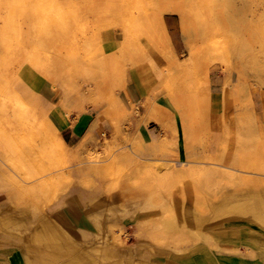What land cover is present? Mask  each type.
I'll return each mask as SVG.
<instances>
[{
    "label": "rangeland",
    "instance_id": "obj_1",
    "mask_svg": "<svg viewBox=\"0 0 264 264\" xmlns=\"http://www.w3.org/2000/svg\"><path fill=\"white\" fill-rule=\"evenodd\" d=\"M18 1L20 3L15 6H0V81L7 79L10 81V87L14 88L13 80L23 68L29 67H19L17 54L12 48L14 44H37V41H48L50 37L55 50L43 51L47 52L45 55L50 59L57 56L62 65L60 76L67 81L70 89L66 101H62L63 92L57 89L56 102L61 101L64 117L68 114L69 117L79 119L86 113L90 117L94 115V123L89 132L96 129V136L86 135L78 141H72L68 151L69 155L73 156L69 158L70 161L60 156L54 159L50 158L51 155L43 148V136L38 134L37 141H27L28 139L21 137L25 135L23 130L21 136L17 135L21 139L17 138L14 145L11 137L13 131L7 129L3 121L0 122V193L3 194L1 200L4 203L8 197L12 198L11 202L5 203L9 204L8 207L12 208L15 215L25 219L31 214V218L37 221L47 215L54 204L62 200L61 195L75 190L77 192L74 193L85 194V205L74 210L79 212L84 220L87 216L85 213L103 214L106 222L125 226L132 237L136 232L137 222L146 220V217L153 219V223L145 227L147 231L154 229L156 219L164 217L170 219L174 216L180 219L183 216L192 226L195 225L193 217L196 214V201L197 205L206 210L205 216L210 217L214 202L242 192L245 183L230 186L215 181L209 184H195V191L191 189L185 198H178V188L173 183L163 187L156 183L155 189H145L143 182L137 185L129 183L135 174L138 161L133 152L136 153L139 144L135 129L128 123V114L112 116L107 111L109 77L100 73L97 60L102 55V50L105 53H119V42L124 40L121 28L126 27L130 31L131 56L123 59L121 63L132 77V54L138 53L139 46L141 48L148 44L145 31L153 25V18L158 15H162L164 19L174 55L180 61L178 66L182 69H172L169 73H164L166 61L154 50L150 51L153 65L145 60L134 73L138 74V70H141L142 80L147 86L150 74H158L155 95L165 94L173 110L176 95L185 99L183 107L187 111L194 109L193 96L201 90L206 62L210 64V86L213 80L221 82L224 93L227 83H238L245 91L234 99L225 100L222 95L211 100L207 114L210 127L209 142L204 136L194 140L191 129H187L188 133H185L180 127L177 134H180L181 144L178 148L171 145L161 154L143 147V156L186 158L187 150L191 151L192 156L223 153L227 157L221 160V164L240 170L239 157L246 151L253 159L248 162L250 170L246 172L253 173L254 180L262 181L264 0H215L212 5L207 0H60V3H64L62 7L55 5L52 2L54 0ZM165 5L180 8L191 17L192 39L182 34L179 14L163 12L162 6ZM206 12L212 14L213 23H205L203 17ZM63 14L65 16H62ZM198 14L203 18L201 21ZM22 35L25 36L26 43L25 40L21 41ZM191 48L196 50V54L192 53ZM154 63H157V66ZM2 84L0 100L7 102L8 90ZM90 85L92 92L87 91ZM230 90L234 89L231 87ZM118 92L120 97L121 92ZM197 110L203 115H198L202 116L198 125L200 127L204 122L205 108L198 104ZM53 118L50 115V119ZM103 134L110 138L112 146L103 153L101 165L95 170L80 165V162H83L82 150L97 146ZM124 137L130 139L133 144L127 146ZM5 164L11 171L6 169ZM61 168L65 173L55 174V171ZM122 189L134 193L129 198H124L123 202L120 198ZM153 190L157 192L155 196H160L156 197L157 201L153 197ZM250 202L252 207L254 204L264 215V189L250 196ZM19 229L20 234H26L25 228ZM207 231L212 233L215 230ZM262 233L264 234L263 231ZM129 243L135 244V240L131 238ZM203 245L204 243H198L194 248ZM21 249L18 243L0 237V259L1 253L7 256L11 253V258L15 261L16 258L19 259L18 264H24ZM43 249L41 248V251ZM161 251L168 258L174 255V252L165 248ZM259 253L264 259V252ZM53 258L52 264H60L59 257L55 255Z\"/></svg>",
    "mask_w": 264,
    "mask_h": 264
},
{
    "label": "bare ground",
    "instance_id": "obj_2",
    "mask_svg": "<svg viewBox=\"0 0 264 264\" xmlns=\"http://www.w3.org/2000/svg\"><path fill=\"white\" fill-rule=\"evenodd\" d=\"M207 1L212 5L215 0ZM52 2L57 6H64L60 0ZM19 3L18 0H0V6H15ZM168 6L172 5L162 6L163 12L179 14L182 34L192 39L191 17L183 13L180 8ZM198 16L200 21L204 18L207 24L214 21L210 12H206L203 18L199 14ZM121 31L124 40L119 42V53H105L102 50V55L97 60L100 73L107 74L109 77L108 113L112 116L128 114V123L133 129L138 128L141 123L146 125L154 123L164 130L170 129L173 134V138L169 139L165 132L160 142L151 143H145L139 135H136L139 145L136 147V153L133 152V154L138 161L135 165V174L129 183L137 185L143 182L145 189L157 188L156 183L161 184V187L173 183L178 188L176 192L178 198H185L191 189L196 190L194 185L200 183L209 184L220 181L230 186L242 183L246 186L241 193H235L214 202L210 217L205 216L206 210L201 205H197L196 201L194 209L196 214L193 217L195 225L191 226L183 216L180 219L174 216L170 219L164 217L156 219L154 229L147 231L145 227L153 223V219L146 217V220L137 222L136 232L132 237L125 226L106 222L103 214L85 213L87 216L84 220L79 212H75L74 210H77L79 206L83 207L87 202L83 200L85 198L83 192L78 194L74 193L77 192L75 190L65 192L60 196L62 200L54 204L51 211L37 221L31 218V214L25 219L15 215L12 208L8 207L9 204L5 203V201H12V198L8 197L4 203L2 202L3 204L0 203V237L21 245L24 264H52L55 255L59 257L60 264H264V259L259 253L264 252V234L262 233L264 232V215L256 209L254 204L252 207L250 202V196L264 189V176H260L262 181H256L253 173L246 172L250 170L248 162L253 161L250 153L245 151L243 156L239 157L241 159L238 166L241 169L236 170L221 164V160L227 157L223 153L192 156L191 151L187 150L186 158L171 156L154 158L153 155L143 156L142 152L143 147H148L153 153L161 152V154L171 145L178 148L181 144L180 140L179 142L177 140L180 127L185 130V133H188L187 129H191L194 140L204 136L209 142L210 127L207 115L209 103L222 95L225 100L234 99L245 91L243 86L238 83H227L221 95L210 92V64L206 62L203 71L205 79L201 90L199 94L193 96L194 109L187 111L183 107L185 99L176 95L173 105L174 112L150 100L146 105L147 112L142 116L134 107L132 111H127L122 104L118 90L123 92L130 81L138 82L140 78L142 80V71L138 70L137 74L134 70L140 68L145 60L153 65V59L149 56L150 51L154 50L166 61L163 68L164 73H169L172 69L180 71L182 68L178 66L180 61L174 55L162 15L154 17L153 25L145 31L148 44L146 43L141 48L139 46L138 53L132 54V77L121 63L123 59L131 56L130 31L126 27H122ZM24 40L26 43V38L22 35L21 41ZM51 41L49 37L48 41H37V44H18V46L14 44L12 46L17 54L19 67L26 65L29 67L23 68L13 80L14 88L10 87V81L7 79L0 81V84L3 83L2 85H5L3 87L8 90L9 97L7 102L0 100V122L3 121L7 129L13 131L11 137L14 145L17 143V138L21 139L19 136L23 130L25 135L21 137L28 139L27 141H37L39 139L37 136L40 134L44 138L43 148L51 155L50 158L55 159L60 156L68 160L73 157L68 153L70 145L63 139L60 131L50 119L51 114L60 113L59 107L45 101L38 93V89L44 82L50 83L55 89L63 92L62 101H66L70 93L67 81L60 76L62 65L57 56H52L53 58L50 59L45 55L47 52L43 51L44 49L55 50ZM194 51L196 50L192 49V53L196 54ZM231 87L233 91L230 90ZM87 91L92 92L91 85L88 86ZM198 104L205 108L203 111L205 123L203 122L200 127H198L199 120L203 115L197 110ZM65 116L69 117L68 114ZM92 135L91 131L89 137ZM98 142L97 146L82 150L83 162H80V165H85L92 170L101 165L102 155L111 148L112 142L106 134H103L102 140ZM124 142L128 144L127 146L132 143L127 137H124ZM5 167L11 171L6 164ZM64 173L63 168L55 171L57 175ZM131 194H134L131 190L122 189L121 201L132 196ZM156 194L157 192L153 190L155 199L160 197L155 196ZM20 227L25 228L26 234L18 232ZM207 230L215 231L209 233ZM131 238L135 240V244L130 245ZM198 243H204V245L194 248ZM41 248L46 251L44 249L41 251ZM164 248L174 252V255L169 258L165 257L161 251Z\"/></svg>",
    "mask_w": 264,
    "mask_h": 264
},
{
    "label": "crops",
    "instance_id": "obj_3",
    "mask_svg": "<svg viewBox=\"0 0 264 264\" xmlns=\"http://www.w3.org/2000/svg\"><path fill=\"white\" fill-rule=\"evenodd\" d=\"M155 66H157V63H154ZM157 68V67H156ZM153 77V80H152ZM157 73L150 74L149 76V85L147 86L146 83L139 79L138 82L130 81L126 87V90L121 92L120 99L122 101L123 106L127 111H132L134 108L139 112V114L142 116L147 112V102L153 101L156 105L167 108L170 110V112H174L170 101L166 97L165 94H158L155 95V87H157ZM211 89L212 93L216 95H221L223 93V85L221 82H218L216 80H213L211 82ZM149 88V89H148ZM57 89H55L50 83L44 82L40 88L38 89L39 95L47 102L56 104L59 107L60 113L57 115L51 114L54 118L51 119L57 129L60 131L63 139L65 138L69 141V144L72 141H78L81 138H83L86 135H89V130L91 126L93 125L94 115L90 117L88 113L83 114L80 116L79 119L74 118L73 116L69 117L67 119L64 117L61 108L62 103L56 102L57 97ZM134 107V108H133ZM136 125V120L134 121ZM136 127V126H135ZM136 135H139L142 140L145 143H151V142H160L162 135L167 132L168 138L172 139L173 134L170 129L164 130L161 126L157 124H149L146 125L144 123H141L138 128L135 129ZM92 134L95 137L96 136V129H92ZM177 140L179 142L180 137L177 134ZM180 154V152L178 153ZM181 157V155H179ZM3 194L0 193V203L2 202ZM87 221V220H86ZM88 222V221H87ZM4 254V253H3ZM1 253L2 259H0V264H18L20 261L18 258L15 259L11 258V253L9 256L7 254L3 255ZM6 258H5V257Z\"/></svg>",
    "mask_w": 264,
    "mask_h": 264
},
{
    "label": "trees",
    "instance_id": "obj_4",
    "mask_svg": "<svg viewBox=\"0 0 264 264\" xmlns=\"http://www.w3.org/2000/svg\"><path fill=\"white\" fill-rule=\"evenodd\" d=\"M65 141L67 142V143H69V141L65 138Z\"/></svg>",
    "mask_w": 264,
    "mask_h": 264
}]
</instances>
